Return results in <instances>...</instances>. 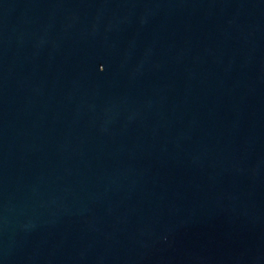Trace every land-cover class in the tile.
Instances as JSON below:
<instances>
[{
  "label": "water",
  "instance_id": "1",
  "mask_svg": "<svg viewBox=\"0 0 264 264\" xmlns=\"http://www.w3.org/2000/svg\"><path fill=\"white\" fill-rule=\"evenodd\" d=\"M0 264H264V0H0Z\"/></svg>",
  "mask_w": 264,
  "mask_h": 264
}]
</instances>
